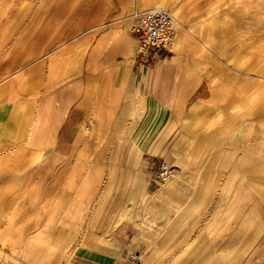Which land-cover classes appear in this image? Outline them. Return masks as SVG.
Here are the masks:
<instances>
[{"label": "crops", "instance_id": "1", "mask_svg": "<svg viewBox=\"0 0 264 264\" xmlns=\"http://www.w3.org/2000/svg\"><path fill=\"white\" fill-rule=\"evenodd\" d=\"M85 1L81 19L48 21L24 49L19 37L0 47V264H142L141 229L119 221L115 203L103 204L118 198L109 191L118 182L112 137L134 135L135 102L157 121L135 134L161 135L166 119L182 127L189 118L174 136H188L197 152L244 145L247 113L262 110L261 76L247 79L245 65L235 68L215 51L222 32L209 29L210 16L194 19L191 0ZM149 6L182 18L178 50L134 69L129 27ZM181 142L174 147L185 149ZM238 162L246 166L245 157Z\"/></svg>", "mask_w": 264, "mask_h": 264}, {"label": "rangeland", "instance_id": "2", "mask_svg": "<svg viewBox=\"0 0 264 264\" xmlns=\"http://www.w3.org/2000/svg\"><path fill=\"white\" fill-rule=\"evenodd\" d=\"M213 2L211 8L206 0H191V10L197 16L194 19L206 16L214 19L209 29H219L223 36L215 51H221L222 57L235 68L245 65L247 79L252 80L253 74L256 79L261 76L262 110L250 116L247 113L244 145H231L227 150L222 145L209 149L205 146L197 152V147L189 149L188 136H174L178 129L184 132L192 120L189 118L181 121L182 127L178 120L166 119L165 126L159 129L163 131L161 135L135 134L147 121L150 126L157 123L156 119L146 118L152 117L153 112L148 113L141 100L135 102L133 119L129 120L134 135L112 137L117 147L116 152H111L116 161L112 160L111 179L117 172L118 182L111 183L109 191L118 198L103 204L115 203L118 220L129 218L141 229L142 264H264V0ZM85 3V0H0V47L10 46L14 37H19L25 46L22 49L26 48L31 33L48 21L81 19ZM176 18L177 42L170 51L141 52L129 27L134 42L129 63L134 69L178 50L182 18L178 13ZM239 55H244V60H239ZM256 64L260 70L254 72ZM209 115L212 111L207 112L206 116ZM181 141L187 150L174 147V143L179 145ZM243 157L246 166L239 167L238 161ZM196 160H202L204 166L190 168L189 161ZM162 165L169 168L168 176L163 178ZM196 173L202 178L196 176L190 182ZM129 174L134 184L126 182ZM131 190L133 199H119ZM103 210L102 218L109 219L107 209Z\"/></svg>", "mask_w": 264, "mask_h": 264}, {"label": "built area", "instance_id": "3", "mask_svg": "<svg viewBox=\"0 0 264 264\" xmlns=\"http://www.w3.org/2000/svg\"><path fill=\"white\" fill-rule=\"evenodd\" d=\"M130 30L136 36L141 52L170 51L175 46L177 20L168 10H144L135 14ZM168 174L169 168L162 165L160 176L163 178Z\"/></svg>", "mask_w": 264, "mask_h": 264}, {"label": "bare ground", "instance_id": "4", "mask_svg": "<svg viewBox=\"0 0 264 264\" xmlns=\"http://www.w3.org/2000/svg\"><path fill=\"white\" fill-rule=\"evenodd\" d=\"M14 7H15V6H14ZM154 9H162V8H154ZM8 10H9V9H8ZM151 10H152V9H151ZM164 10H165V9H164ZM172 14H173V16L176 18V14H174V13H172ZM5 15H6V14H5ZM176 20H177V18H176ZM110 45H111V44H110ZM20 46H21V47H25L24 45H21V44L18 43V47H20ZM45 166H46V164H45V163H42L41 166H40V169H41V168H45Z\"/></svg>", "mask_w": 264, "mask_h": 264}]
</instances>
